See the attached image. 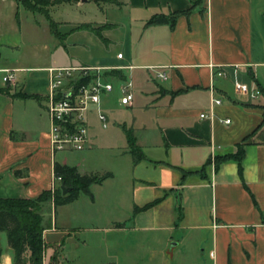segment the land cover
I'll use <instances>...</instances> for the list:
<instances>
[{
	"label": "crops",
	"instance_id": "crops-1",
	"mask_svg": "<svg viewBox=\"0 0 264 264\" xmlns=\"http://www.w3.org/2000/svg\"><path fill=\"white\" fill-rule=\"evenodd\" d=\"M21 1L0 0L1 199L34 200L53 188L57 161L50 149L46 112L49 69L108 67L133 83V100L127 106L119 103L117 93L103 97L106 127L93 111L89 114L88 143L78 162H57L76 167L81 175L112 177L91 186L92 200L80 195L67 205H43V264H50L53 256L56 264L72 263L66 249L85 247L89 236L101 233L103 264H264V0L51 3L49 17L59 7L74 11L91 1L101 11L99 19L89 22L50 17L59 26V36L49 32L47 19L42 24ZM115 10L122 11L124 19H112ZM174 13L179 15L172 27L147 25L155 15ZM80 25L96 33L78 29ZM26 29L43 34L61 50L57 61L23 53ZM70 45L78 52L86 45L99 48V53L72 55ZM128 66L132 68H122ZM220 68L227 77L213 78ZM5 70L13 72L11 81H3ZM155 71L166 78H157ZM234 81L256 86L261 96L253 100L237 92ZM211 96L222 98V103L211 108ZM123 128L132 131L144 157L137 164ZM101 129L107 130L105 138ZM103 138L118 172L92 161ZM240 144L242 161L227 160L215 169V158L236 154ZM207 162L206 178L193 174L182 179L178 169L196 172ZM118 173L124 177L121 181ZM105 186L120 187L123 194H107L105 215L93 214L90 208L98 202L94 191ZM155 200L133 214L135 207ZM48 211L53 212L49 224L44 222ZM102 218L108 221L105 228L88 222ZM0 250V264H13L4 232Z\"/></svg>",
	"mask_w": 264,
	"mask_h": 264
},
{
	"label": "built area",
	"instance_id": "built-area-1",
	"mask_svg": "<svg viewBox=\"0 0 264 264\" xmlns=\"http://www.w3.org/2000/svg\"><path fill=\"white\" fill-rule=\"evenodd\" d=\"M121 59L122 54H117ZM122 68H132L122 67ZM112 70L98 66H68L49 69L50 94L46 101V112L50 122L49 142L53 156L58 153H77L85 149L88 143L89 114L93 111L97 120L106 127L107 117L102 111L103 97L117 93L121 105L127 106L133 100V83L130 78L118 79L106 74ZM155 70V69H154ZM3 81H11L13 72L5 70ZM235 74L236 69H233ZM156 77L165 79V73L155 71ZM225 69H216L213 78H226ZM237 92L256 100L261 96L256 87L234 81ZM212 93V91H211ZM222 98L211 96L210 106H218ZM206 117L204 114L200 118ZM228 124L229 120H221ZM61 181L54 177L53 188ZM52 188V189H53Z\"/></svg>",
	"mask_w": 264,
	"mask_h": 264
},
{
	"label": "trees",
	"instance_id": "trees-1",
	"mask_svg": "<svg viewBox=\"0 0 264 264\" xmlns=\"http://www.w3.org/2000/svg\"><path fill=\"white\" fill-rule=\"evenodd\" d=\"M70 0H55L51 2L50 0H22V5L31 10L29 3L37 4V6H49L51 3H61ZM110 3H116V1L109 0ZM179 13H174L170 16L155 15L148 22L147 25H164L167 24L170 27L174 25V22ZM49 21L50 28L54 26V22L50 19L49 15H45ZM78 29H90L96 33V29L91 28L89 25H82ZM54 36H59L57 32L51 31ZM97 35H99L97 33ZM109 77H114L118 79H124L121 73L117 70H112L106 74ZM24 98H32V96H24ZM124 134L126 136L127 145L129 153L132 156L134 164L142 161L144 159L141 151L135 145V139L133 137L132 131L123 128ZM244 151L243 146L238 145L236 154L226 155L223 157H216L214 160L215 169L218 166L227 161L235 160L240 163L243 159ZM209 162L205 164L199 171L191 172L178 169L182 175V179L189 175L198 174L202 178H206V167ZM18 172H15V176ZM53 175L55 178L60 177L61 181L59 186L42 192L36 199H1L0 198V232L6 234L7 243L13 251V264H43V226H42V208L43 205L52 201L54 206L67 205L79 198L80 195H86L91 200L93 199L92 193L90 191L91 186L101 185L105 180L112 177L111 173H105L101 176L99 175H81L78 173L76 167H71L66 164H59L54 162L53 164ZM60 186L66 189V193L62 194ZM158 200L144 206L143 208H134L133 214L147 210ZM180 212V211H179ZM180 218V217H179ZM28 253V256H27ZM1 256V250H0ZM50 264H56V257H52Z\"/></svg>",
	"mask_w": 264,
	"mask_h": 264
},
{
	"label": "rangeland",
	"instance_id": "rangeland-1",
	"mask_svg": "<svg viewBox=\"0 0 264 264\" xmlns=\"http://www.w3.org/2000/svg\"><path fill=\"white\" fill-rule=\"evenodd\" d=\"M51 1V0H50ZM55 1V0H53ZM99 1V0H98ZM102 2H108L109 0H101ZM52 2V1H51ZM95 2V1H94ZM29 6H31V12L36 15L35 17H38L39 20L43 22H45V19H47V17L45 16L46 14L49 15V6H37V4L33 3H29ZM69 9V10H68ZM57 8L56 10L52 11L50 13V17L55 20V21H64V20H76V21H81V22H89V21H95L97 19L100 18L101 16V11L100 9L91 1L90 4H86L83 8L80 9H75V7H73L74 11L71 10V8ZM112 19H116V20H120L121 18L124 19V15L122 11L119 10H115L113 12V16L111 17ZM35 19V18H34ZM47 21V27L50 33H52L51 31L54 30V32H58L59 31V26L54 23V26L52 27V30L50 28L49 25V21L48 19ZM82 26V25H80ZM92 28V27H91ZM28 29H26V32L24 33V42L26 45V48L23 50V53L29 54V55H34V54H38L41 56V58H44L47 60V62H52V61H57L59 54L61 53L60 49H55L52 45V42H50L47 38H45L43 36V34H37L35 33V31L32 32H28ZM66 30V29H65ZM114 34H116L117 36H119L118 31H115ZM115 36V35H114ZM118 45V42L116 43ZM70 48V54L75 55L77 53L80 54H90L92 56L97 55L99 53L98 49L99 48H89L87 45L85 46L87 49L82 51H77L76 49L73 50V48H71V45L69 46ZM66 52V51H65ZM106 124L108 125V121L106 122ZM102 132V136H105V132L107 130H99ZM121 131H123L121 129ZM101 139L102 141H99L98 144V149L96 150V157L94 159H92V161L94 163H97L98 166H100L101 168H109V167H115L118 168V163H116L115 159L113 158V156H111V152L110 150H108V141L107 139ZM82 155L81 152H77V153H58L55 156V160L57 162L63 163L64 161L68 164H76L80 158V156ZM129 161H130V156H128ZM124 158L122 157V163H121V168L123 169V163H124ZM118 172V169H116ZM122 179H124L123 175H121V173H118V181H121ZM108 186H105L104 188H99L97 190H95L94 195L97 198V204L94 206H91V211H93V214L97 215H105V214H101L104 211L103 206L104 202L106 201V197L107 194L114 192L116 194V196L119 195V193L121 192V194H123V189L120 187H116L111 189V188H107ZM83 199H86L85 196L82 194ZM102 203V204H101ZM81 205V204H80ZM79 210L82 212L83 211V207L80 206ZM53 212L48 211V213H45V219L44 222H48V224L50 223V219H52V214ZM89 223L95 224V226L100 227V228H105L106 224H107V220L105 219H96L94 222L93 221H88ZM89 223H84V224H89ZM128 223V222H127ZM129 225V223H128ZM104 234H98V235H91L89 236L88 239V244L83 247L82 245L79 246V249H73L71 247H68L66 249V255L68 256V258L70 260H73L72 263L70 264H103L106 260L105 257V251H104ZM75 255H79L80 259H73L72 257Z\"/></svg>",
	"mask_w": 264,
	"mask_h": 264
},
{
	"label": "water",
	"instance_id": "water-1",
	"mask_svg": "<svg viewBox=\"0 0 264 264\" xmlns=\"http://www.w3.org/2000/svg\"><path fill=\"white\" fill-rule=\"evenodd\" d=\"M60 189L62 191V194H65L66 193V189L63 186H60Z\"/></svg>",
	"mask_w": 264,
	"mask_h": 264
}]
</instances>
